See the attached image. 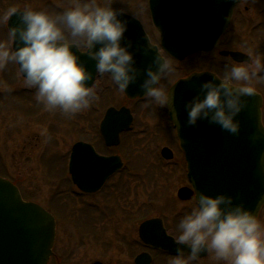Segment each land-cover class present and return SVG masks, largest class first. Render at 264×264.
Returning <instances> with one entry per match:
<instances>
[{
    "label": "rangeland",
    "instance_id": "obj_1",
    "mask_svg": "<svg viewBox=\"0 0 264 264\" xmlns=\"http://www.w3.org/2000/svg\"><path fill=\"white\" fill-rule=\"evenodd\" d=\"M147 1L96 0L101 6L122 9L141 19L154 37L158 38L152 24L150 26L145 8ZM83 2L85 0H0V15L12 7L21 10L31 8L56 15ZM262 7L264 8V0L248 2L242 6L245 22L241 24L238 21L233 25L223 41L230 43L229 48L240 49V44H244L246 50L242 49L247 55H260L264 59V22L261 26L258 24V21H264V15L259 13ZM0 43H5L9 48L11 46V40L8 35L6 38L4 24L1 23ZM168 62L175 68L173 67L174 74L167 82L183 74L179 70L181 67H176V62ZM190 62L193 66L189 70L191 75L211 67H225L221 71L223 76L234 64L228 58L220 57L218 52L207 57L196 55ZM260 76L264 77V73ZM252 86L264 93V78L254 80ZM95 90L98 99L92 106L69 118L37 103L36 89L26 86L14 63L9 62L0 67V162L2 159L6 162L5 170L0 168V173L19 180L25 199L47 209L53 206L55 195H61L54 201L56 206L65 210L59 221L51 264H93L96 261L102 264H134L138 254L148 251L139 238V228L147 219L145 213H148V217L161 214L170 227H175L195 204L193 200L181 201L177 198L178 190L188 185L186 166L180 155V159L170 163L164 164L160 159L159 144L168 143L175 148V141L171 138L173 131L159 129L157 124L159 117H162V120L159 119L160 123L163 122V117L168 115L165 111H168L159 104L154 108V104L146 106V101L137 104L127 100L107 74L99 77ZM111 106L132 107L137 114V122L133 129L122 135L121 145L112 149L126 163V168L109 185L107 195L110 194L112 198L106 200L107 195H98L91 203L90 199H77L71 195L65 169L70 150L79 141L92 143L103 155L110 153L99 134V124L101 116ZM157 127L160 131H157ZM176 144L179 149L178 143ZM162 165L167 167L163 168ZM54 169L57 170L56 175L51 171ZM164 174L166 177H162ZM150 202L155 203L153 208ZM84 204L94 205L92 225L96 231L81 228L77 223L80 220L79 211L86 207ZM77 212L78 215L74 217L73 214ZM106 215L111 219L102 218ZM259 219L264 225V208ZM152 254L155 264H172V257ZM198 264L223 262H216L207 255Z\"/></svg>",
    "mask_w": 264,
    "mask_h": 264
},
{
    "label": "clouds",
    "instance_id": "obj_2",
    "mask_svg": "<svg viewBox=\"0 0 264 264\" xmlns=\"http://www.w3.org/2000/svg\"><path fill=\"white\" fill-rule=\"evenodd\" d=\"M17 15L19 24L10 25ZM124 15L122 9L101 6L96 0H85L56 15L12 7L0 15V23L7 26L14 45L10 49L0 43V67L9 62L19 65L26 86L36 89L37 103L71 118L98 99L95 83L88 85L93 74L73 51L84 47L96 62L97 75L107 73L120 92L126 93L143 78L140 87L146 106L159 104L176 124L179 113L174 89L162 83L172 77L174 68L159 51L149 67L137 66L134 43H123L129 31V22L120 18ZM224 20L231 22V16ZM261 73L264 59L255 55L231 65L222 78L204 82L199 93L184 104L187 126L198 127L207 121L238 136L242 125L237 117L248 107L245 98L255 95L252 83L264 78ZM260 127L264 128V117ZM235 201L236 197L225 194L213 197L198 193L190 213L178 223L176 243L188 246L190 252L178 247L172 264H198L205 252L223 264H264V225L257 214ZM258 206L264 208V197Z\"/></svg>",
    "mask_w": 264,
    "mask_h": 264
},
{
    "label": "water",
    "instance_id": "obj_3",
    "mask_svg": "<svg viewBox=\"0 0 264 264\" xmlns=\"http://www.w3.org/2000/svg\"><path fill=\"white\" fill-rule=\"evenodd\" d=\"M241 0H150V10L155 26L161 33L163 49L178 60L198 51H211L230 22L234 7ZM129 22V31L123 43H134L136 63L141 69L149 67L157 56L158 48L147 38L139 21L125 14L120 17ZM10 25L19 24L13 16ZM14 47V45H13ZM99 47V46H97ZM137 49H140L137 51ZM82 63L93 74L92 86L97 77L96 62L87 52L73 48ZM237 62L248 61L241 53H228ZM227 55V54H226ZM20 69V68H19ZM217 77L210 73L194 74L178 82L172 89L179 121L177 129L181 147L188 163V179L193 187L182 188L178 196L190 200L198 193L210 196L225 194L236 197L254 214L259 213V201L264 197V128L261 96L246 97L248 107L237 117L241 132L234 136L222 131L219 126L201 121L198 127L187 126L184 104L197 95L200 86ZM218 78V77H217ZM141 78L126 91L130 99L143 97ZM219 83V81H216ZM170 118H172L170 116ZM130 111L110 108L101 124V133L108 147L120 144V135L132 123ZM163 155L171 159L165 149ZM123 166L120 157H101L91 145L78 143L74 146L70 174L73 182L85 192L98 191L106 180ZM141 240L148 246L177 255L180 246L168 236L161 220L144 222L139 229ZM56 236L54 217L35 203L25 202L16 186L0 178V264H48ZM207 253H202L205 257ZM150 255L137 257L136 264H151ZM99 264V263H98Z\"/></svg>",
    "mask_w": 264,
    "mask_h": 264
},
{
    "label": "flooded vegetation",
    "instance_id": "obj_4",
    "mask_svg": "<svg viewBox=\"0 0 264 264\" xmlns=\"http://www.w3.org/2000/svg\"><path fill=\"white\" fill-rule=\"evenodd\" d=\"M255 1H259V0H242V2L239 4V5H237L236 7H235V9H234V13H233V16H232V19H231V24H230V26H229V28H228V30H227V32L225 33V35L219 40V42H218V44H217V46L215 47V49L212 51V52H210V53H208V54H204V53H200V55H203V56H206L207 57V55H211L212 53H214V52H218L219 53V55H220V57H222V58H228V60H230L232 63H234V64H237V63H235L230 57H227V56H224V53L225 52H243V53H246L245 52V46H244V44H240L241 45V48L239 49V48H229V46H231L230 45V43H224L223 41H224V38H225V36L227 35V34H229L230 32H231V28H232V26L233 25H235V24H237V22L239 21L241 24H243L244 22H245V20H244V16H245V14L243 13V10H242V6L245 4V3H248V2H255ZM145 8H146V12H148V8H147V6L145 5ZM259 13H261V15L263 16L264 15V8L262 7L261 8V10L259 11ZM149 17V16H148ZM259 23V26H261L262 24H263V22L264 21H258ZM224 47H225V49H224ZM245 49V50H243V49ZM247 54V53H246ZM196 55H199V54H195V55H192V56H190V57H188V58H186L184 61H181V62H179V61H176V67H178V66H180L181 68L179 69L180 71H182L183 72V74H182V72H181V74L182 75H180L177 79H175V80H173V81H169V82H167V81H162V83H164L165 84V86L169 89L176 81H178V80H180V79H183V78H186V77H188L189 75H191L190 73H191V71H189L190 69H192L193 68V66H192V64H191V58H193L194 56H196ZM168 60V59H167ZM190 62V63H189ZM230 62V63H231ZM178 65V66H177ZM188 67H187V66ZM173 67L175 68V66L173 65ZM218 68L219 67H216V69L215 68H210V69H208V70H204V71H208V72H211V73H215V74H217L220 78H222L223 76H222V72L221 71H223L224 69H225V67H222L220 70H218ZM198 72H203V71H198ZM130 101V100H129ZM134 102H136L137 104H139V103H142V102H145V100L144 99H142V100H135ZM155 105L156 104H154L153 105V107L155 108ZM121 107H128V106H120L119 108H121ZM117 108V107H116ZM129 109H131V111H132V114H133V116H134V121H133V125H132V127H131V129H133L134 127H135V125H136V119H137V114L135 113V111L133 110V108L132 107H128ZM165 113L167 114V112L165 111ZM159 119H161L162 120V117H159ZM159 119H157V124H158V127H159V129L160 128H166L167 130L169 129L170 131H173V137L175 138H173L172 136H171V138L175 141V148L173 149L172 148V146L171 145H169L168 143H166V144H164L163 145V143L162 144H159L160 145V147H158V148H160V155H161V151H162V149L163 148H165V147H167V148H169V149H171L172 150V152H173V154H174V158L171 160V161H175V160H177V159H180L179 158V155H180V157H181V161L183 162V164H184V156H183V153L181 152V150L180 149H178L176 146H177V144L176 143H178L177 142V140H176V132L174 131V129H173V126L171 125V123L169 122V120H168V116L166 115V116H164L163 117V122L161 121V123H160V120ZM158 127H157V131H160L159 129H158ZM130 129V130H131ZM129 130V131H130ZM128 131V132H129ZM155 132V131H154ZM162 132H164V131H162ZM125 133H127V132H125ZM124 133V134H125ZM165 133V132H164ZM148 135V134H147ZM146 135V136H147ZM151 138H154V139H156L155 137H151ZM165 139H166V137H165ZM168 139V138H167ZM166 139V140H167ZM156 140H158V139H156ZM160 141V140H159ZM159 141H157L158 143H159ZM178 145H179V143H178ZM97 150V149H96ZM110 150V153H108V154H106L105 156H113V155H117V154H115V152H112V149H109ZM98 151V150H97ZM99 153V152H98ZM99 154H101V153H99ZM177 154H178V156H177ZM103 155V154H102ZM122 157V156H121ZM160 159H161V161H162V163H166V162H168V163H170L171 161H166V160H164L162 157H160ZM123 161H124V165H125V168H126V163H125V160L123 159ZM6 164V162L4 161V162H2L1 163V165H2V167L1 168H3V170H5V165ZM185 165V164H184ZM4 166V167H3ZM163 166V168H166L167 167V165H162ZM166 166V167H165ZM124 168V169H125ZM123 169V170H124ZM122 170V171H123ZM53 173H54V175H56V169H54V170H51ZM50 171V172H51ZM65 171H66V173H67V171H68V165L66 166V169H65ZM121 171V172H122ZM121 172H119V173H117V174H114L113 176H111L109 179H108V181L105 183V185L102 187V189L99 191V192H97V193H94V194H87V193H83V192H81V191H79L74 185H73V183H72V181H71V178L69 177V175H68V183H69V188H70V192H72L71 193V195L73 196V197H76L77 199H83V200H87V199H90L92 202L91 203H93L94 201H93V199H95V198H97V196L98 195H107V193H108V190H109V185L111 184V182H113L114 180H115V176H117L118 174H120ZM15 177H17V176H14V178ZM158 177H160V176H158ZM162 177H166L165 176V174L164 175H162ZM12 181H14L15 183H16V185L19 187V189L22 191V188H21V186H20V184H19V180H17V179H13L12 177H9ZM18 178V177H17ZM165 180H167V178L165 179ZM156 181H158V178L156 179ZM168 182V181H167ZM156 184H157V182H156ZM187 186H189V185H187ZM185 187V186H184ZM112 188H115V186H112ZM115 190V189H114ZM59 196H61V195H59ZM59 196H57V194L55 195V197H54V199L52 200V204H53V206L52 207H50L48 210H49V212H51L54 216H55V218H56V220H57V228H58V231H59V227H60V225H59V221L61 220V217L63 216V214H64V211L65 210H62L61 208H59L58 206H56V202L54 201V200H56L57 201V199L59 198ZM68 197H69V195H68ZM110 198H112V196H110V194L109 195H107L106 196V200L108 199H110ZM67 201H69V200H71V199H66ZM59 201L61 202V199H59ZM66 201V202H67ZM194 201V200H193ZM195 202V201H194ZM65 203V202H64ZM151 204H150V206L153 208L154 206V202H150ZM86 207H82V209H81V211H79L80 212V215H79V217H80V220L79 221H77V223H79L80 225H81V228H86V229H88V230H95V227H94V225H92V222H93V209H92V207H94V205H92V204H84ZM71 210V209H70ZM146 215H147V219L146 220H151V219H160V220H162V222H163V224H164V227H165V229H166V231H167V233L170 235V236H172V237H174L176 240H177V237H178V235H179V231H178V225L177 224H175V227H170L169 225H168V223H167V221H166V218L163 216V215H161V214H158V215H154V216H151V217H148V213H145ZM76 215H78V212L76 213V214H73V216L75 217ZM102 218H107V219H111L110 217H108L107 215L106 216H104V217H102ZM82 220V221H81ZM143 222V221H142ZM96 231V230H95ZM57 237H58V234H57ZM146 248L148 249V251H144V252H148V253H150L151 254V256H152V259H153V263L152 264H155V262H156V260H155V257H154V255L152 254V253H155V255L157 254V255H165V256H168V257H172L173 259H174V257L175 256H171V255H167V254H165V253H163L162 251H158V250H154V249H152V248H150V247H147L146 246ZM152 252V253H151Z\"/></svg>",
    "mask_w": 264,
    "mask_h": 264
},
{
    "label": "trees",
    "instance_id": "obj_5",
    "mask_svg": "<svg viewBox=\"0 0 264 264\" xmlns=\"http://www.w3.org/2000/svg\"><path fill=\"white\" fill-rule=\"evenodd\" d=\"M0 175H2V173H0Z\"/></svg>",
    "mask_w": 264,
    "mask_h": 264
}]
</instances>
